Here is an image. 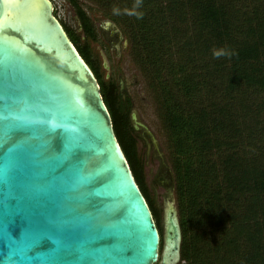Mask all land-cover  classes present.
<instances>
[{"label":"trees","instance_id":"16d2710c","mask_svg":"<svg viewBox=\"0 0 264 264\" xmlns=\"http://www.w3.org/2000/svg\"><path fill=\"white\" fill-rule=\"evenodd\" d=\"M87 1L122 28L156 104L182 229L179 264H264V0ZM71 3L86 40L61 23L101 85L161 229L132 104L102 80L91 49L96 25L79 0Z\"/></svg>","mask_w":264,"mask_h":264},{"label":"water","instance_id":"95a60500","mask_svg":"<svg viewBox=\"0 0 264 264\" xmlns=\"http://www.w3.org/2000/svg\"><path fill=\"white\" fill-rule=\"evenodd\" d=\"M157 204L164 244L54 3L0 0V264H179L174 194Z\"/></svg>","mask_w":264,"mask_h":264},{"label":"rangeland","instance_id":"374dc122","mask_svg":"<svg viewBox=\"0 0 264 264\" xmlns=\"http://www.w3.org/2000/svg\"><path fill=\"white\" fill-rule=\"evenodd\" d=\"M51 1L54 3L59 20L67 28L74 31L75 34L81 36L83 41H85V36L82 32L79 19L71 0ZM79 2L94 21L98 31V39L95 43H91V49L94 61L98 64V66H100V73L104 79L106 78L107 71L105 68H101V65L103 66L104 63H107V65L110 66L109 61L111 60L112 54H110L109 50L110 48H113L114 42L108 39V36L105 37V33H102L100 28L103 27L109 29L111 22L106 17L105 13L93 3L87 0H79ZM118 27L122 30L120 26ZM114 52L115 51L112 50L113 54ZM126 68H128V71L125 73V77L127 79L128 89L131 95L130 98L133 99L136 107L133 125L138 127V130L135 133V136L137 138L140 156L144 162L146 183L150 190V195L155 202V206L159 210L164 244V221L157 204L158 186L174 194L175 209H177V199L175 191L173 190L174 180L170 163L168 142L161 121L158 117L153 96L148 91L147 84L141 72L132 59L128 62V66ZM176 211L178 212V210Z\"/></svg>","mask_w":264,"mask_h":264},{"label":"flooded vegetation","instance_id":"af4514ba","mask_svg":"<svg viewBox=\"0 0 264 264\" xmlns=\"http://www.w3.org/2000/svg\"><path fill=\"white\" fill-rule=\"evenodd\" d=\"M111 22V26L109 29L101 27L102 33H105V37L108 36V39L112 40L113 48H110V54H112L111 60L109 61V65L107 63L101 65V68H105L107 71L106 78H102L104 82H108L109 84H114L119 87L120 94L123 96V100L126 104H128V100L131 102L132 106V122L134 123V112L136 111V107L134 105L133 99H131L130 91L128 89L127 79L125 77V73L128 71V62L130 59V50H129V41L127 40V36L123 33V31L116 25L114 22ZM112 38V39H111ZM95 43V42H92ZM114 50V54L112 53ZM97 64V63H96ZM98 66V64H97ZM110 73V74H109ZM135 129L138 130V127L134 125ZM159 231L162 235L163 239V231L162 228H159ZM162 264V263H159Z\"/></svg>","mask_w":264,"mask_h":264},{"label":"clouds","instance_id":"9594fccd","mask_svg":"<svg viewBox=\"0 0 264 264\" xmlns=\"http://www.w3.org/2000/svg\"><path fill=\"white\" fill-rule=\"evenodd\" d=\"M223 53L222 52H218V51H213V55L215 58H219Z\"/></svg>","mask_w":264,"mask_h":264}]
</instances>
